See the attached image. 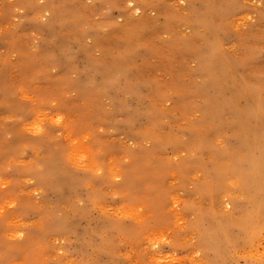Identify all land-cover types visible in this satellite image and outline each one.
Returning a JSON list of instances; mask_svg holds the SVG:
<instances>
[{
	"label": "rangeland",
	"instance_id": "374dc122",
	"mask_svg": "<svg viewBox=\"0 0 264 264\" xmlns=\"http://www.w3.org/2000/svg\"><path fill=\"white\" fill-rule=\"evenodd\" d=\"M263 135L264 0H0V264H264Z\"/></svg>",
	"mask_w": 264,
	"mask_h": 264
},
{
	"label": "bare ground",
	"instance_id": "6f19581e",
	"mask_svg": "<svg viewBox=\"0 0 264 264\" xmlns=\"http://www.w3.org/2000/svg\"><path fill=\"white\" fill-rule=\"evenodd\" d=\"M235 97V96H234ZM239 118V117H238ZM252 120V119H251ZM250 127V126H249ZM248 128V127H247ZM216 132V131H215ZM249 132V131H248ZM264 136V135H263ZM249 141V140H248ZM263 150V149H262ZM260 152H262V151H260ZM257 153V152H256ZM264 155V154H263ZM259 156V155H258ZM257 156V157H258ZM261 156H262V154H261ZM259 158V157H258ZM84 159V158H83ZM260 159V158H259ZM262 160H263V158H262ZM261 163V162H260ZM259 164V163H258ZM264 165V164H263ZM257 172H258V175H257V178L256 179H254L253 181H254V183L255 184H258L260 181H262V175H261V173H259V172H261V170L260 169H258L257 171H255V174H257ZM263 175H264V173H263ZM246 176V175H245ZM255 176V175H254ZM229 177H231V175L229 176ZM230 179V178H229ZM264 179V178H263ZM241 182V181H240ZM249 183H251V182H249ZM254 186V185H253ZM248 187V186H247ZM256 188H258V187H256ZM264 189V188H263ZM262 189V190H263ZM261 190V191H262ZM254 191H256V189H254ZM260 191V190H259ZM258 193V192H257ZM262 193V192H261ZM260 194V193H259ZM176 196V195H175ZM251 195L249 194V196H247V197H250ZM262 196H263V194H262ZM262 196H260V197H262ZM260 197H258V198H260ZM254 198V197H253ZM264 198V197H263ZM261 199V198H260ZM260 199H258V200H260ZM257 202V201H256ZM262 204H264V203H262ZM255 205H258V206H261V207H263V205H260L259 203H255ZM126 210V209H125ZM255 219H257V218H255ZM258 220V219H257ZM256 222V221H255ZM252 223H253V221H252ZM259 225V224H258ZM256 228H257V226H256ZM222 263H223V261H222Z\"/></svg>",
	"mask_w": 264,
	"mask_h": 264
}]
</instances>
